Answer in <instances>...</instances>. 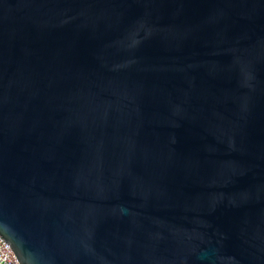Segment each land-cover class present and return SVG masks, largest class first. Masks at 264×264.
<instances>
[{"label": "water", "instance_id": "95a60500", "mask_svg": "<svg viewBox=\"0 0 264 264\" xmlns=\"http://www.w3.org/2000/svg\"><path fill=\"white\" fill-rule=\"evenodd\" d=\"M0 238L264 264V0H0Z\"/></svg>", "mask_w": 264, "mask_h": 264}, {"label": "built area", "instance_id": "2783aa9c", "mask_svg": "<svg viewBox=\"0 0 264 264\" xmlns=\"http://www.w3.org/2000/svg\"><path fill=\"white\" fill-rule=\"evenodd\" d=\"M0 264H19L14 253L0 238Z\"/></svg>", "mask_w": 264, "mask_h": 264}]
</instances>
